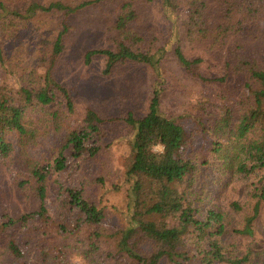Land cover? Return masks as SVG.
I'll list each match as a JSON object with an SVG mask.
<instances>
[{"label": "trees", "instance_id": "16d2710c", "mask_svg": "<svg viewBox=\"0 0 264 264\" xmlns=\"http://www.w3.org/2000/svg\"><path fill=\"white\" fill-rule=\"evenodd\" d=\"M155 1L0 0V165L21 162L36 183L38 199L30 212L11 214L0 208L3 264H68L65 241L72 237L88 255L102 248L101 238L107 236L98 231L106 214L101 197L93 203L82 189L60 188L67 209L77 213L75 230L66 228L50 221L47 179L51 171L78 168L120 141L127 149L123 168L118 184L108 186L110 197L121 204L124 227L108 234L113 245L102 250L111 263L264 264V250L253 242L264 206V0H160L166 15H183L187 42L202 49L187 57L176 48L178 67L201 85L216 87L211 95L201 91L192 110L178 115L160 111L167 89L160 67L163 52L150 33L155 28H144L141 13ZM92 6L109 7L104 24L115 50H89L86 63L101 55L106 57L105 75L128 61L144 63L155 75L142 117L128 112L103 118L87 108L77 118L69 90L53 76L72 36L69 15ZM36 14L60 15L61 30L47 58L25 66L4 54L3 40ZM117 124L126 134L108 142L109 128ZM49 133L58 144L41 162L33 151ZM158 146L161 151L155 150ZM216 171L227 177L225 185L223 177L214 186L209 183ZM95 183L102 190L107 186L102 177ZM238 185L237 199L224 204V191L235 192ZM81 228L87 233L83 237L75 234ZM52 238L58 241L49 244ZM243 239L249 244L238 250L236 242Z\"/></svg>", "mask_w": 264, "mask_h": 264}, {"label": "rangeland", "instance_id": "374dc122", "mask_svg": "<svg viewBox=\"0 0 264 264\" xmlns=\"http://www.w3.org/2000/svg\"><path fill=\"white\" fill-rule=\"evenodd\" d=\"M108 8L92 6L69 15L67 22L73 27L72 36L67 49L60 55L52 71L55 80L69 90L77 118L87 108L92 109L103 118H116L128 112L142 117L148 110L155 75L147 65L128 61L123 65H118L110 75H105L103 73L106 65L105 56H96L89 63L85 61L84 54L89 50H115L104 24V19L108 16ZM262 8L261 26L264 29V7ZM163 9L160 0H158L143 6L141 13L144 17V28L146 30L155 28L150 33L156 35V47L163 52L160 67L167 89L161 101L160 111L165 115H178L184 111L192 110V104L201 91L211 95L216 87L201 85L200 82L186 76L178 67L174 57L176 48H180L187 57L200 55L202 49L200 46L199 49L194 48L187 42L181 25L183 15L171 14L168 16L166 10ZM60 20V15L36 14L25 22L24 27L19 31L15 32V28L20 24L14 26L12 28L14 34L6 33L8 36L3 40L4 54L8 57L21 59L25 66H35L39 58H47L49 55L52 43L61 30ZM134 51L141 52L140 50ZM258 85L260 86L259 80L256 81V86ZM109 129L111 130H108V142L115 141L113 139H118L126 134V129L121 124L114 125ZM57 144L53 133H49L39 143L41 148L33 151V158L41 162L50 158L52 150ZM126 150L124 141L116 142L106 152L92 159L89 158L84 163L81 162L78 168L69 165L67 170L61 174L51 171L47 179L48 190L45 200L50 221L59 222L66 228L75 230L76 209L72 211L67 209L68 206H65L67 195L64 194L63 189H60L69 186L77 190L82 189L84 198L89 202L99 203L101 197V204L106 207V214L98 231L108 237V234H113L123 228L121 204L118 198L110 197L108 185L118 184ZM155 150L161 151V147L158 146ZM13 163L11 166L0 165V208L11 214L33 211L38 205L35 193L36 183L21 162ZM98 177H102L107 182V186L103 190L99 184L95 183ZM222 177L224 178L222 184L225 185L227 177L218 171L210 177L209 183L214 186L216 180H221ZM235 184L231 187H234ZM239 189H241L240 185L235 192L230 188L226 189L224 204L234 197L237 199L236 191ZM111 203L115 209L109 205ZM75 232L77 236L81 237L87 234L83 228ZM49 235L58 237L60 241L61 237L56 235V232L49 230ZM107 237L101 238L100 246L102 248L92 255L86 253L85 247L83 249V245L77 243L75 237L66 240V245L70 250L66 261L68 264H114L106 258L105 252H102L104 249L107 252V248H111L113 245V238ZM41 238L46 239L45 235H41ZM58 240L52 238L48 242L50 244ZM239 242H236L238 250H244V246L249 244V240L245 239ZM253 242L258 247L255 249L264 250V206H262L255 225ZM2 248L3 243L0 241V264L4 263L1 261L3 259ZM144 249L149 252L150 245L144 243ZM257 263L256 260L253 262V264Z\"/></svg>", "mask_w": 264, "mask_h": 264}]
</instances>
